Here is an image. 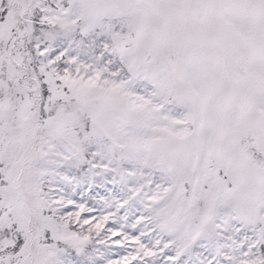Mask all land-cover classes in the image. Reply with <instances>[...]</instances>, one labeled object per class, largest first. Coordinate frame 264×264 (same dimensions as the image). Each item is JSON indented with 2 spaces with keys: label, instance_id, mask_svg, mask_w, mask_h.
<instances>
[{
  "label": "snow or ice",
  "instance_id": "snow-or-ice-1",
  "mask_svg": "<svg viewBox=\"0 0 264 264\" xmlns=\"http://www.w3.org/2000/svg\"><path fill=\"white\" fill-rule=\"evenodd\" d=\"M0 264H264V0H0Z\"/></svg>",
  "mask_w": 264,
  "mask_h": 264
}]
</instances>
